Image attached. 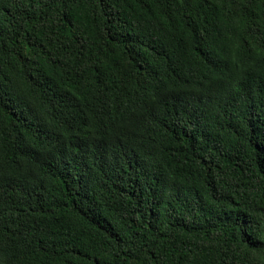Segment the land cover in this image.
<instances>
[{
	"label": "trees",
	"instance_id": "1",
	"mask_svg": "<svg viewBox=\"0 0 264 264\" xmlns=\"http://www.w3.org/2000/svg\"><path fill=\"white\" fill-rule=\"evenodd\" d=\"M0 264H264V0H0Z\"/></svg>",
	"mask_w": 264,
	"mask_h": 264
}]
</instances>
